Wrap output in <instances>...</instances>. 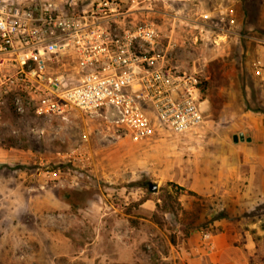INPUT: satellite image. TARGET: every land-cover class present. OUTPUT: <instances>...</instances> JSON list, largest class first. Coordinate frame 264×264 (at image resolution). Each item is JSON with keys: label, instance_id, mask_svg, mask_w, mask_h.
<instances>
[{"label": "rangeland", "instance_id": "obj_1", "mask_svg": "<svg viewBox=\"0 0 264 264\" xmlns=\"http://www.w3.org/2000/svg\"><path fill=\"white\" fill-rule=\"evenodd\" d=\"M76 1L66 11L89 8L90 0ZM219 4L207 0L193 8L216 11L205 27L183 20L192 11L186 5H152L162 13L150 15L134 9L129 22L116 25L134 32L155 23L156 54H167L178 71L199 78L206 101L199 131L175 136L162 128L139 143L118 132L105 111H72L65 120L33 109L18 119L6 116L0 128V264H170L172 247L192 231L250 236L255 259L264 264V199L256 197L257 184L229 175L225 196L210 198L189 188L187 172L200 153L193 148L230 146L233 134L246 130L236 129L244 111L264 113V89L253 84L257 53L232 34L230 22L221 38ZM141 47L142 54L152 53L151 46ZM64 61L59 71L73 74V58ZM225 151L235 163L237 156ZM247 172L240 168L236 177ZM146 182L158 191L150 193Z\"/></svg>", "mask_w": 264, "mask_h": 264}, {"label": "built area", "instance_id": "obj_2", "mask_svg": "<svg viewBox=\"0 0 264 264\" xmlns=\"http://www.w3.org/2000/svg\"><path fill=\"white\" fill-rule=\"evenodd\" d=\"M130 1L132 11H140L144 5L195 7L207 0ZM67 6L77 1L0 0V128L8 114L18 119L31 109L63 120L72 111H105L118 132L137 141L162 128L175 136L203 128L201 82L178 71L167 54H156L155 23L120 30L118 20L127 18L119 0H90L83 12H68ZM201 18L211 19L209 13ZM143 44L151 54H142ZM67 55L75 64L71 75L58 67ZM11 133L17 137L19 130L12 127Z\"/></svg>", "mask_w": 264, "mask_h": 264}, {"label": "crops", "instance_id": "obj_3", "mask_svg": "<svg viewBox=\"0 0 264 264\" xmlns=\"http://www.w3.org/2000/svg\"><path fill=\"white\" fill-rule=\"evenodd\" d=\"M57 1L64 2L65 0ZM218 6L226 28L221 30V38H226L229 34L227 25L230 22L229 27L233 31L232 34L239 38L240 42L244 40V42L247 41L246 44L251 45L254 53H257L254 74L258 77L254 79L253 84L255 87L264 89V0H220ZM188 7H191L192 11L187 15V21L185 18L183 20L187 24L201 23L200 25L205 27L207 24L201 18L202 13L200 11L194 13V7ZM253 7L257 8L255 13L251 10ZM209 14H216V11H210ZM138 15L142 16L135 14V17ZM127 21L129 22L127 19L121 23L124 25ZM248 53L250 52L248 51L247 55ZM65 64L67 62L64 61L63 66ZM258 70L259 75H257ZM243 127L246 130L240 132L239 136L243 134L244 141L235 142L233 134L234 143L230 146L225 143L212 144L207 150L201 146L193 148L200 151L194 156L196 159L191 161L194 169L187 172L190 177L188 182L192 179L189 188L194 193L205 198L213 197L214 194L225 196L227 191L224 187L230 175L231 181L240 179L250 184L256 183V197L264 199V113L244 111L239 122L236 123V129ZM227 147L233 155L237 156L235 163L228 160L230 156H227L225 151ZM211 151L214 154L210 153ZM243 167H248V177L244 174L236 177L238 170L240 171ZM148 203L149 201L144 205ZM256 252L257 244L250 236L243 237L240 234L223 231L210 234V238L205 239L204 233L192 231L185 239L172 247L171 255L167 260L170 264H261L255 259Z\"/></svg>", "mask_w": 264, "mask_h": 264}, {"label": "flooded vegetation", "instance_id": "obj_4", "mask_svg": "<svg viewBox=\"0 0 264 264\" xmlns=\"http://www.w3.org/2000/svg\"><path fill=\"white\" fill-rule=\"evenodd\" d=\"M120 2H122L123 6H124V9H123V13L125 16V18H127L128 20L130 19L131 17V13H132V4H131V1L130 0H119ZM148 5V4H147ZM149 6V5H148ZM162 6L161 4L157 5L155 8L157 7H160ZM164 7V6H163ZM170 8H173V6H170ZM140 10H144L143 11V15H150V14H161L162 13V10L159 9V10H155V9H150L148 7H146L145 5L144 6H141ZM171 11H174L173 9ZM141 15H142V12H141Z\"/></svg>", "mask_w": 264, "mask_h": 264}, {"label": "water", "instance_id": "obj_5", "mask_svg": "<svg viewBox=\"0 0 264 264\" xmlns=\"http://www.w3.org/2000/svg\"><path fill=\"white\" fill-rule=\"evenodd\" d=\"M244 141V135L243 134H241L239 137H235L234 138V141L235 142H238V141ZM144 186L148 189V191L150 192V193H156L157 191H158V185H156V184H154V183H151V182H146L145 184H144Z\"/></svg>", "mask_w": 264, "mask_h": 264}, {"label": "trees", "instance_id": "obj_6", "mask_svg": "<svg viewBox=\"0 0 264 264\" xmlns=\"http://www.w3.org/2000/svg\"><path fill=\"white\" fill-rule=\"evenodd\" d=\"M202 86H203V85L201 84L200 87L202 88ZM202 101H203V100H202Z\"/></svg>", "mask_w": 264, "mask_h": 264}]
</instances>
